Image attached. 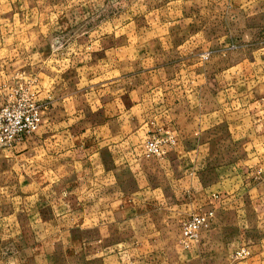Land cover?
Segmentation results:
<instances>
[{"label": "rangeland", "instance_id": "374dc122", "mask_svg": "<svg viewBox=\"0 0 264 264\" xmlns=\"http://www.w3.org/2000/svg\"><path fill=\"white\" fill-rule=\"evenodd\" d=\"M8 105L38 123L0 147V264H264V0H0ZM194 132L227 208H128L113 147L155 162Z\"/></svg>", "mask_w": 264, "mask_h": 264}, {"label": "crops", "instance_id": "0c3cea01", "mask_svg": "<svg viewBox=\"0 0 264 264\" xmlns=\"http://www.w3.org/2000/svg\"><path fill=\"white\" fill-rule=\"evenodd\" d=\"M263 107L260 110L256 109V114L264 117ZM136 108L143 107L137 106ZM165 109L168 114L178 111L177 106H168ZM145 125L147 126V124ZM140 133L145 134L146 127L144 129L142 126L136 127L133 133L134 138L140 137ZM196 135L197 133L194 132L191 144L186 143L185 140L182 142L180 136H177V143L179 142L177 147L175 146L164 159L155 162L144 161L140 155L138 157L133 151H121V153L118 151L117 153L116 149L120 150L121 146L113 147L115 155L113 156V166L110 169L114 172L112 174L113 189L117 191L118 181L120 186H125L126 180L121 177L125 173L122 172L124 170L128 171L133 182V185H128L127 189H120L121 198L124 195L129 197L128 208L147 210L153 207V210H161V214L151 215L159 218L160 224L163 226L178 223L184 217L185 208L189 206L200 209L202 206L214 204L215 207L227 208L225 201L218 202L212 199L216 191L214 182L212 184L202 182V179L206 178L203 176L206 170L210 171L211 158L209 153H205L207 151L205 146L208 144L202 143L201 138ZM118 171L121 173H117ZM134 197L140 198V200H136ZM125 203L121 201L116 208L127 207ZM145 214L150 216V214Z\"/></svg>", "mask_w": 264, "mask_h": 264}, {"label": "built area", "instance_id": "2783aa9c", "mask_svg": "<svg viewBox=\"0 0 264 264\" xmlns=\"http://www.w3.org/2000/svg\"><path fill=\"white\" fill-rule=\"evenodd\" d=\"M38 118L36 113L29 112L25 109L16 107V105H8L0 109V147L10 146L18 141L21 136L31 132L37 126ZM149 152H158V150L150 145ZM204 218L195 217L191 222L184 225L183 234L191 237L202 226Z\"/></svg>", "mask_w": 264, "mask_h": 264}]
</instances>
